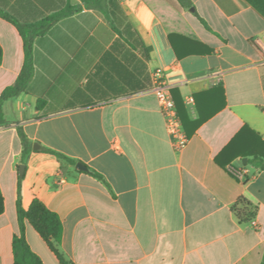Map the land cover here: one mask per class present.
Returning <instances> with one entry per match:
<instances>
[{"label":"crops","instance_id":"1","mask_svg":"<svg viewBox=\"0 0 264 264\" xmlns=\"http://www.w3.org/2000/svg\"><path fill=\"white\" fill-rule=\"evenodd\" d=\"M74 1L80 11L35 40L28 93L4 105L6 116L16 104L15 122L40 149L24 164L17 125L0 128V264H14L21 176L23 208L39 199L59 215L60 251L73 264H262L264 170L234 154L253 144L264 150V0H191L186 10L119 0L131 28ZM67 3L0 0L27 23ZM0 45L1 96L25 63L19 30L1 16ZM157 71L186 109L181 151L149 92ZM231 168L247 171L246 180ZM241 198L259 208L255 221L238 218ZM25 234L45 264H62L29 223Z\"/></svg>","mask_w":264,"mask_h":264},{"label":"trees","instance_id":"2","mask_svg":"<svg viewBox=\"0 0 264 264\" xmlns=\"http://www.w3.org/2000/svg\"><path fill=\"white\" fill-rule=\"evenodd\" d=\"M167 1L178 10H186L193 7L191 0ZM84 2L86 7L89 9H92L98 13L105 12L106 14H109L106 15V17L111 18L112 22L118 27L126 24L127 27L131 28V25L128 23V17L119 0H84ZM75 3L76 2L74 0H68V3L64 8L33 23L20 21L10 13L5 12L0 5V16L17 27L24 41L25 63L22 71L15 84L6 88L0 96V128H9L13 125H17L19 137L23 146L22 162L24 164L27 163L29 156L34 151V143L27 137L23 128L20 126V123H9L6 120L4 105L9 101L16 100L23 94L28 93L29 85L35 76L34 42L36 38L45 35L56 23L80 11V8H78ZM200 20L208 28L206 22L202 18H200ZM170 40L173 44L172 37ZM175 50L177 51L176 48ZM3 55V49L0 45V65L3 61ZM173 95L177 104L179 115L182 119L185 130H187L186 109L182 101L179 100L176 92H173ZM44 107L45 102L39 100L37 103V109L42 110ZM246 131H250V128L246 127L245 130L233 141V144H231L225 150V153L232 149V147L242 138ZM262 144L264 146V142H262ZM41 151L51 153L57 156L60 160L68 162L74 166H76L78 163L76 160H73L48 148H42ZM234 155V158L239 156L243 158H249L251 164H253L258 169L264 170V150L262 146H255V144H253L246 147L244 151L235 153ZM217 162L220 163V160L218 159ZM89 173L99 181L109 186L105 178L99 173L93 170H90ZM22 179L23 177L21 176L19 182L18 200V218L21 233L20 235L15 236L12 244L14 264H45L42 259L35 252H33L27 241L25 234L26 223H29V225H31V227L42 237V239L47 243L51 251L62 264H73L72 262H68L60 251L63 235V224L59 215L51 211L39 199H35L28 210L23 208L20 194ZM258 210L259 208L257 206L253 205L245 198H241L234 207V211L236 212L238 218L241 220V222L245 223L255 221ZM4 212L5 199L0 187V216ZM262 264H264V260Z\"/></svg>","mask_w":264,"mask_h":264},{"label":"built area","instance_id":"3","mask_svg":"<svg viewBox=\"0 0 264 264\" xmlns=\"http://www.w3.org/2000/svg\"><path fill=\"white\" fill-rule=\"evenodd\" d=\"M149 92L156 95L160 109L165 120L168 135L176 150H183L189 143L182 119L179 115L172 87L166 82L162 71H157L153 76V84ZM230 172L240 180H246L247 171L230 169Z\"/></svg>","mask_w":264,"mask_h":264},{"label":"rangeland","instance_id":"4","mask_svg":"<svg viewBox=\"0 0 264 264\" xmlns=\"http://www.w3.org/2000/svg\"><path fill=\"white\" fill-rule=\"evenodd\" d=\"M17 108H16V104L13 105V107H9L7 109V117L5 116L6 120L9 122V123H14L16 121V117H17V113L16 112Z\"/></svg>","mask_w":264,"mask_h":264},{"label":"water","instance_id":"5","mask_svg":"<svg viewBox=\"0 0 264 264\" xmlns=\"http://www.w3.org/2000/svg\"><path fill=\"white\" fill-rule=\"evenodd\" d=\"M192 11H194V9H192ZM34 149L38 150L40 149V146L38 144L34 145ZM76 168L80 171H88L87 167L81 163H78ZM26 166L25 165H21L20 166V174L22 175L25 172Z\"/></svg>","mask_w":264,"mask_h":264}]
</instances>
